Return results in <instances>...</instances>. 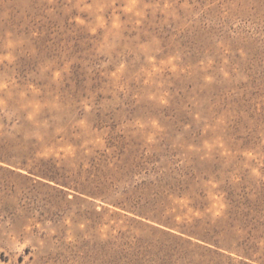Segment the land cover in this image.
I'll list each match as a JSON object with an SVG mask.
<instances>
[{
  "label": "rangeland",
  "instance_id": "obj_1",
  "mask_svg": "<svg viewBox=\"0 0 264 264\" xmlns=\"http://www.w3.org/2000/svg\"><path fill=\"white\" fill-rule=\"evenodd\" d=\"M0 264H264V0H0Z\"/></svg>",
  "mask_w": 264,
  "mask_h": 264
}]
</instances>
